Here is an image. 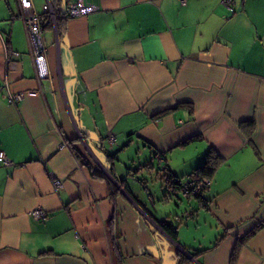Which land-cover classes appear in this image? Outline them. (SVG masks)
Instances as JSON below:
<instances>
[{"label":"crops","instance_id":"1","mask_svg":"<svg viewBox=\"0 0 264 264\" xmlns=\"http://www.w3.org/2000/svg\"><path fill=\"white\" fill-rule=\"evenodd\" d=\"M93 2L58 38L45 22L38 79L18 1L0 0V264H264V0ZM126 152L180 183L221 163L200 196L141 197L109 173Z\"/></svg>","mask_w":264,"mask_h":264},{"label":"built area","instance_id":"2","mask_svg":"<svg viewBox=\"0 0 264 264\" xmlns=\"http://www.w3.org/2000/svg\"><path fill=\"white\" fill-rule=\"evenodd\" d=\"M22 19L25 25L28 42L30 45V52L32 54V60L36 76L38 79H42L48 76V69L45 60V54L43 51V46L36 42L35 36H40L44 28V18H47L51 22L56 37L58 38L57 26H56V14L53 9L52 2L46 0L42 5L41 12H36L34 10L32 0H17ZM182 3L184 0H180ZM223 5L228 9H232L233 0H221ZM98 9V6L93 2V0H67L66 13L68 17L82 16L90 12H94ZM19 52L16 50H9L6 52V63L8 68L15 69L19 66L20 62L18 60ZM8 99L17 102L21 99L20 93H9ZM66 146V142L61 144V147ZM159 162L162 161V156L156 154ZM0 161L4 165H10V160L0 151ZM55 185H60L58 180H54ZM209 184L208 178H203L200 181H195L193 179H188L181 183L179 186V191L183 197L197 196L202 190H204ZM33 218L44 219L46 217V212L43 208L37 207L31 211Z\"/></svg>","mask_w":264,"mask_h":264},{"label":"trees","instance_id":"3","mask_svg":"<svg viewBox=\"0 0 264 264\" xmlns=\"http://www.w3.org/2000/svg\"><path fill=\"white\" fill-rule=\"evenodd\" d=\"M53 9H54V12L56 14L57 31H58V33H61L62 18H65L64 16H67V13L65 11L64 12H61L58 9H55L54 5H53ZM44 22L49 23L51 25V22L49 20H47V18H44ZM247 124H249L251 126V128H252L253 122H248ZM243 126H244V124H243ZM184 143H187V141L184 142ZM75 154H76L77 157H79V159H80L81 162H83V163H85V164L88 165V163L86 162V160L84 159V157L80 155L79 151L75 150ZM109 157H110V159H115L116 158V155L115 154H111ZM220 163H221V158L218 157L217 155L213 154L212 152H209L205 156L203 162L200 165H198L196 168H194L193 171L189 174V179H193L195 181H200L203 178L210 179L211 176L213 175L214 171L216 170V168L218 167V165ZM153 168H154V166L152 165V163L147 162L145 164L139 165L134 170V172L139 173V171H141L143 169L147 170V169H153ZM109 173L115 179V181L121 187H123L126 191H128V193L131 195V193L129 192V190L125 186V179H120L111 170H109ZM93 174L96 175V176H98V177H101L103 179H106L110 184H112L111 181L109 180V178L107 176H105L102 172H95V171H93ZM160 179L162 181V185L165 184V186H166L167 189H172L173 191H177L179 189L180 184H181L180 181H179V178H176L166 168V166H164V168H162V175H161ZM142 183H144V181ZM204 190H202L197 196H200ZM159 225L171 237L175 238V235H176V232H177L176 225H174V224H172V223H170L168 221H159ZM255 231H256V229H253L252 231H250L245 236L244 239L249 238L250 236H252L255 233ZM241 243H242V240H240L238 242V244L236 246L237 247L236 249H238V247L240 246ZM116 249H117V251L119 253V250L117 248V245H116ZM119 256H120V261H122L121 260V254L120 253H119Z\"/></svg>","mask_w":264,"mask_h":264},{"label":"rangeland","instance_id":"4","mask_svg":"<svg viewBox=\"0 0 264 264\" xmlns=\"http://www.w3.org/2000/svg\"><path fill=\"white\" fill-rule=\"evenodd\" d=\"M116 158L117 159L114 163L117 169V175L127 181L135 195L138 194L143 197L144 194L147 195L148 191L154 193L158 198L163 195L165 188H162V181L160 179L162 175V169L158 163L153 162V169H148L147 171L137 173L134 172L139 163L137 162L139 160L136 155L131 156L129 152H126L120 154ZM133 162L136 163L133 164ZM141 181H144V183ZM147 205L149 207L152 206L151 203H148ZM158 206L161 207V205Z\"/></svg>","mask_w":264,"mask_h":264},{"label":"water","instance_id":"5","mask_svg":"<svg viewBox=\"0 0 264 264\" xmlns=\"http://www.w3.org/2000/svg\"><path fill=\"white\" fill-rule=\"evenodd\" d=\"M35 40H36V42L38 41V43H40L42 46H43V41H42V36L40 35V36H35Z\"/></svg>","mask_w":264,"mask_h":264}]
</instances>
